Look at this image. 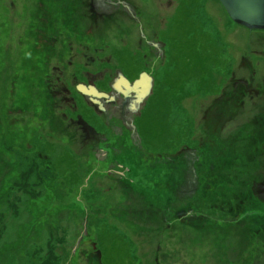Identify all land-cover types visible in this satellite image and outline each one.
<instances>
[{
	"label": "flooded vegetation",
	"instance_id": "af4514ba",
	"mask_svg": "<svg viewBox=\"0 0 264 264\" xmlns=\"http://www.w3.org/2000/svg\"><path fill=\"white\" fill-rule=\"evenodd\" d=\"M200 1L179 0L166 26L153 32L149 31L150 19L153 18L149 11H156V8H149L150 0H0L3 5L0 18L4 26L20 20L21 4L27 5L28 11L33 8L28 37L39 34L48 46L44 77L46 94L39 100L41 103L45 100L42 106L46 113L51 110L47 113L51 120L49 127L55 129L56 120L64 119L69 113H72L69 119L73 125L80 124L72 132L75 137H70L76 147L66 144L67 147L63 148L55 140H49L54 139L52 135L43 140L35 132L30 137L27 146L30 145L31 150L28 148L26 153L34 154V159H43L41 166L34 167L36 178L46 182L67 181L69 175H73L80 180L87 174L85 160H89L88 163L95 161L104 170L91 173L86 177L87 181L98 175L106 180L108 189L113 185L121 189L127 201H133V196L152 197L165 204L168 201L160 209L163 219L167 220L175 210L177 213L184 211L178 205L186 200L182 198L202 193L203 188L206 191L216 187V175L224 174L227 162L230 160L233 164L245 156L240 148L251 151L246 155L252 158L261 153L264 167V150L261 149H264V107L257 113L263 123L257 118L251 128L241 122V119L245 121L250 99L254 95H264V82L258 81L260 77L256 71L241 78L247 65L252 69L249 61L242 62L237 68L230 66L227 45L220 44L222 35H218V31L214 35L212 29H207L202 10L200 18L195 16ZM107 13H113L116 19L128 15L147 45L146 49L135 46L125 33V44L115 46L118 58H115L117 67L113 66L112 76H106L103 71L104 65L112 62L98 61L92 54L101 48L94 43L105 35L103 15L107 16ZM197 19L200 22L197 23ZM80 53L87 54L85 61L78 57H81ZM241 57L245 60V55ZM91 67L102 69L92 71L89 70ZM153 69L156 70L153 72ZM12 75L13 107L9 114L14 113L21 103L16 88L18 73ZM201 92L214 94L211 96L212 104L207 106L203 116L216 124V131L211 132L213 125L210 123L204 124L206 135L198 139L190 109L181 112L174 107H181L182 98L183 105L187 100L197 99L199 94H204ZM85 100L86 103L88 101L87 112L94 119L93 113L97 111L100 123L106 124L107 130H97L93 124H85ZM263 103L264 100L258 105ZM3 106L4 103L0 104V111ZM150 111L155 116L153 122L158 118L163 123L158 125L159 121L151 128L148 124ZM224 123H227L225 127ZM252 131L255 135L251 134ZM15 142L20 149L21 141ZM233 147L236 150L233 151ZM68 150L75 155L79 167L76 163L75 167L72 161L64 164L65 156L71 153ZM77 168L78 177L71 172ZM66 174L67 179L64 177ZM93 187L94 194L102 195L103 188ZM254 194L255 189L248 188L240 196L250 198L251 202L241 198L230 207V211H255L248 221L246 217L238 221L239 236L242 245L249 240H260L264 247V203H260ZM229 203V200L225 201L226 205ZM102 223H111V220ZM254 249L257 252V248ZM252 256V264H264L263 258Z\"/></svg>",
	"mask_w": 264,
	"mask_h": 264
},
{
	"label": "rangeland",
	"instance_id": "374dc122",
	"mask_svg": "<svg viewBox=\"0 0 264 264\" xmlns=\"http://www.w3.org/2000/svg\"><path fill=\"white\" fill-rule=\"evenodd\" d=\"M168 2L169 0H150L149 8H156V11H149V16L153 17L150 19L149 31L163 29L168 23L179 0ZM134 3L140 5L138 1ZM222 5L219 0H202L197 5L195 16L200 18L202 10L205 15L202 19L208 23L207 29H212L214 35L217 31L218 35H222L220 44L227 45L230 66L234 65V68H237L242 62H251L252 69L247 65L245 74L243 73L241 78L249 77L253 71H256L260 77L258 81L263 83L264 27L250 29L236 23ZM27 7L21 4V18L13 21L10 26H4L0 18L1 106L4 103L3 109L1 107L2 112L0 111V264H103L100 232L104 234L108 232V235L110 232H115L118 240L124 241L129 253L124 251L118 256L116 253L113 254L118 260L121 257L124 259L121 264H126L129 258L132 259L129 261L132 264H244L246 262L252 264V255L264 259V247L260 240H249L242 245L239 236L240 226L237 224L239 220H244V214L237 210L230 211V207L241 198L251 202L250 198L240 196L247 192L248 188L249 190L254 188L255 198L260 203H264L261 153L252 158L251 155H246L251 151L240 148L245 156L238 161L236 159V165L235 162L231 164L230 160L227 162L228 168L224 170V174L216 175L218 178L216 187L207 189L203 192L204 196L198 193L193 197L182 198L186 200L178 205L184 211L177 213L175 210L169 214L167 220L163 219L159 212H154L151 214L153 219L150 223L139 221L133 213L136 209L134 201H128L127 206L124 207L122 202L126 200V196L122 190L116 185L108 189L106 180L97 177V174L89 181L84 178L69 182L60 179L47 182L43 179L34 180V167L31 168L26 164L23 157L24 153L28 152V148L31 150V146H27L30 137L35 132L43 140L52 135L54 139L49 140H55L59 146L66 148V144H71L76 147L70 137H75L72 132L76 131V127L80 124L73 125L69 119L72 113H69L64 119L56 120L55 129L51 130L49 127L51 120L47 113L51 110L46 113L42 106L45 100H42V103L39 100L46 94L44 77L48 46L39 34L28 37V31L31 29L30 14L33 13V8L28 11ZM1 9H3L2 4H0ZM103 16L105 35L96 39L94 45L98 44L101 48L92 54L98 61L112 62L103 67L104 74L112 76L114 67H117L115 58H118L115 46L125 44V33L134 41L131 43L135 46L146 49L147 45L136 32L137 25L128 15L117 19L113 13ZM196 21L198 23L200 19ZM212 37L214 41L213 34ZM80 54L81 57L80 55L78 57L85 61L87 54ZM242 55H245V60H242ZM101 69L89 68L92 71ZM13 73H18L16 88L21 103L15 108L17 110L14 113L9 114V109L13 107L11 101L12 92L14 93ZM201 93L204 94H199L197 99L187 100L184 103L186 105H183L182 98L181 107H174L181 112L190 109L192 120H195L198 139L206 135V131L203 130L204 124L213 125L210 118H205L203 113L207 106L212 104L211 96L214 94ZM258 96L254 95L248 102L245 115L249 117L244 116L245 121L241 119V122L251 128L255 126L257 118L263 123L258 114L264 103L258 105V102L264 100V95ZM87 106L88 101L86 103L85 100V124L91 123L97 130L99 128L107 130L106 124H101L99 121V113L94 112L93 119L87 112ZM226 124L224 123V127ZM215 131L216 124L212 126L211 132ZM251 134L255 135L253 131ZM16 140L21 141L20 149ZM255 143L257 144L258 141ZM149 150L151 151L150 148ZM234 150L236 149L233 147ZM163 152L167 151L163 150ZM42 160L37 158L36 162H32L30 156L29 164L41 166ZM85 161V170L87 166L89 172L92 170L95 173V169L97 172H103L104 169L99 163L90 162L93 165L89 169V160ZM258 166L261 168L258 169ZM93 186L103 188V192L95 188L102 195L94 194ZM81 194H84L83 197ZM224 200H229L230 203L222 210L221 205L225 204ZM149 202H153L159 211L165 204L152 197H149ZM187 208L190 210H186ZM112 215L115 220L112 219ZM109 219L113 223L112 229H100L99 224ZM175 221L176 223H173ZM94 239H98L100 245L96 242L92 243L91 240ZM106 242L108 240L104 243ZM254 248H257V252Z\"/></svg>",
	"mask_w": 264,
	"mask_h": 264
},
{
	"label": "trees",
	"instance_id": "16d2710c",
	"mask_svg": "<svg viewBox=\"0 0 264 264\" xmlns=\"http://www.w3.org/2000/svg\"><path fill=\"white\" fill-rule=\"evenodd\" d=\"M204 56V55H203ZM197 67H199V64L197 65ZM204 76V73H202V77ZM204 84V83H203ZM150 116H149V121H148V124L151 128H154L156 126V124L160 121L158 118L156 119V122H153V120L155 119V116L154 114L152 113V111L149 112ZM163 121H160V123H158V125L162 124ZM69 152H71L70 150H68ZM32 153H24L23 156H25V162L26 164H28L29 166L32 167H35L34 165L32 166L31 164H29V157L31 156L32 157V162H35L36 159H34V154ZM70 161H72L76 167V164L78 165L79 167V164H78V160L75 158V155L73 154V152L69 153L68 155L65 156L64 158V164H68ZM76 163V164H75ZM93 165L92 163H89L88 164V168H90V166ZM35 172L36 170H34V180H38V178L35 177ZM71 172L74 173V175H76V177H78V175H80V173L78 172V168L76 170H72ZM94 172L96 173V169L94 170ZM86 175L85 176H82L80 180H83L86 179L87 176H90L91 173H93V171L91 170L89 172V170L87 169V166H86ZM78 174V175H77ZM66 179H67V174L64 176ZM70 179L67 180V182L69 181H72L74 180L75 178H73L74 176L73 175H69ZM78 180V181H80ZM63 181H66V180H63ZM203 192H205V189L203 188L202 190V196H204ZM134 195V194H133ZM80 197V196H79ZM166 197V196H165ZM134 200V204H136V209L133 211V213L136 215L137 219L139 221H143L145 223H150L153 219V216H151V214H153L154 212H159V209L156 207V205H154L153 202H149V199L145 196H143V198H139L137 196H133L132 197ZM78 200V198H77ZM165 201L167 200V197L164 199ZM225 203V201H223ZM248 202V201H247ZM168 203V201H167ZM166 203V204H167ZM123 206L126 207L127 204H128V201L127 200H124L122 202ZM166 204H163V207L164 205ZM225 206L226 204H222L221 207H224L225 209ZM162 209V208H161ZM215 210V209H213ZM247 210H245L244 212H242V214H244V217H246V220L248 221L250 219V217L252 216V214L255 212V211H251V212H246ZM161 214V213H160ZM113 220H115L114 217H112ZM157 220L159 219V217L156 218ZM112 225L113 223H101L99 224V228L102 229V228H106V229H112ZM108 233V232H107ZM104 234L102 232H100V244L103 246L102 248H100L103 252V256L101 258V261L103 264H121L123 263L124 259L121 257L118 259H116V255H113L114 253L118 255L127 252L129 253V250L126 249V247L124 246V241L123 240H118V237L116 236V233L115 232H110V234ZM105 240H108V242L104 243ZM125 240V239H124ZM96 244H99V240L97 239L96 240ZM99 244V245H100ZM122 244H123V247H122ZM131 257L132 255L129 254ZM132 260L131 258L127 259L126 261V264H132L130 263L129 261Z\"/></svg>",
	"mask_w": 264,
	"mask_h": 264
},
{
	"label": "water",
	"instance_id": "95a60500",
	"mask_svg": "<svg viewBox=\"0 0 264 264\" xmlns=\"http://www.w3.org/2000/svg\"><path fill=\"white\" fill-rule=\"evenodd\" d=\"M236 22L250 29L264 27V0H220Z\"/></svg>",
	"mask_w": 264,
	"mask_h": 264
}]
</instances>
